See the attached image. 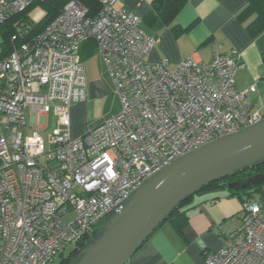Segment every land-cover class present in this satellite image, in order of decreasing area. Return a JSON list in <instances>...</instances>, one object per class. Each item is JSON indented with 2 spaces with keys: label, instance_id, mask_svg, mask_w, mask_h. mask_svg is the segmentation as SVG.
Instances as JSON below:
<instances>
[{
  "label": "built area",
  "instance_id": "2783aa9c",
  "mask_svg": "<svg viewBox=\"0 0 264 264\" xmlns=\"http://www.w3.org/2000/svg\"><path fill=\"white\" fill-rule=\"evenodd\" d=\"M35 1L0 0V25ZM100 3L89 17L70 1L32 43L0 60V264H52L164 167L264 119L236 89L237 51L208 64L194 56L176 67L152 63L156 39L140 17L115 0ZM88 41L122 109L73 138L70 108L86 100ZM51 116L47 145L35 127L47 129ZM205 264H264V191L244 203L239 226Z\"/></svg>",
  "mask_w": 264,
  "mask_h": 264
},
{
  "label": "crops",
  "instance_id": "0c3cea01",
  "mask_svg": "<svg viewBox=\"0 0 264 264\" xmlns=\"http://www.w3.org/2000/svg\"><path fill=\"white\" fill-rule=\"evenodd\" d=\"M154 0H115L117 9L141 19V27L156 39L149 61L167 59L171 67L194 56L210 63L215 53L241 56L236 89L264 116V32L252 37L248 21L239 15L246 0H188L170 25L146 20ZM95 49V53L91 51ZM81 55L86 73V100L70 108L71 135L79 138L112 118L117 96L96 44L85 43ZM256 85L257 91L250 92ZM113 101L112 104H108ZM244 202L225 189L195 195L187 208L188 221L178 227L166 223L148 239L128 264H205L206 253L218 252L226 235L240 224Z\"/></svg>",
  "mask_w": 264,
  "mask_h": 264
},
{
  "label": "water",
  "instance_id": "95a60500",
  "mask_svg": "<svg viewBox=\"0 0 264 264\" xmlns=\"http://www.w3.org/2000/svg\"><path fill=\"white\" fill-rule=\"evenodd\" d=\"M264 163V119L177 159L134 190L95 229L71 264H128L172 211L202 188ZM264 184V173L229 190Z\"/></svg>",
  "mask_w": 264,
  "mask_h": 264
},
{
  "label": "trees",
  "instance_id": "16d2710c",
  "mask_svg": "<svg viewBox=\"0 0 264 264\" xmlns=\"http://www.w3.org/2000/svg\"><path fill=\"white\" fill-rule=\"evenodd\" d=\"M72 0H37L30 5L25 11L13 15L9 20L0 25V31L4 36L2 50L0 51V60L7 56L14 46L23 43H32L35 37L41 34L45 28L51 24L62 12L64 7ZM87 9V16H96L100 9V0H78ZM188 0H154L152 9L146 17L150 23H159V25H170L174 17ZM247 5L240 13L239 17L243 21H249L247 24L248 32L252 37H257L264 32V0H246ZM41 5L45 10V16L40 21H33L30 17V11L35 5ZM16 36L17 41H12V37ZM87 43L96 44L94 41ZM95 53V49L91 51ZM82 56V55H81ZM83 60V58H82ZM264 173V163L257 164L252 168L244 171H238L226 178L213 182L202 188L196 195H200L208 191H217L225 189L231 196L239 197L244 203L249 202L262 194L264 191V184L253 189L248 190H229L227 186L232 183L244 182L248 178ZM256 194L257 197H256ZM194 196H191L179 204L169 215L160 227L166 223L177 225L178 227L184 225L189 217L187 208L193 202ZM89 238H84L78 241L73 250L68 254L62 252L59 255V264H71L77 256L80 249L87 243ZM147 242V241H146ZM145 242V243H146Z\"/></svg>",
  "mask_w": 264,
  "mask_h": 264
},
{
  "label": "rangeland",
  "instance_id": "374dc122",
  "mask_svg": "<svg viewBox=\"0 0 264 264\" xmlns=\"http://www.w3.org/2000/svg\"><path fill=\"white\" fill-rule=\"evenodd\" d=\"M73 1V0H72ZM78 1V0H77ZM45 16V10L43 9V7L39 4L35 5L32 10L30 11V17L33 21H40L43 17ZM14 37V36H13ZM12 37V39H13ZM4 42V36L2 34V32L0 31V51L2 50V44ZM117 96V95H116ZM118 97V96H117ZM113 101H110L108 104H112ZM114 106L117 107L118 112L114 113V116L118 115L121 112L122 106H121V102L119 97L117 98V100L114 101ZM45 118H43V122L45 123ZM56 127V117L51 116L50 117V121L48 123L47 129H42L39 126H36L35 128L40 132L41 136L44 138L46 144L48 145L49 142V137L51 135V133L53 132V130ZM258 194H256L257 197ZM74 245H68L66 250L64 251L65 254H68L71 250L74 249ZM60 260L59 258L57 260H55L52 264H59Z\"/></svg>",
  "mask_w": 264,
  "mask_h": 264
}]
</instances>
